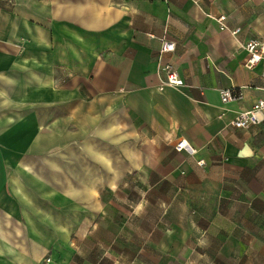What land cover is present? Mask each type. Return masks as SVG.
I'll return each mask as SVG.
<instances>
[{"label":"crops","instance_id":"1","mask_svg":"<svg viewBox=\"0 0 264 264\" xmlns=\"http://www.w3.org/2000/svg\"><path fill=\"white\" fill-rule=\"evenodd\" d=\"M254 38L264 0H0V264H264Z\"/></svg>","mask_w":264,"mask_h":264},{"label":"built area","instance_id":"2","mask_svg":"<svg viewBox=\"0 0 264 264\" xmlns=\"http://www.w3.org/2000/svg\"><path fill=\"white\" fill-rule=\"evenodd\" d=\"M226 16L221 15L219 21L221 22V28L224 29L225 25L223 21ZM241 30L240 27L231 29V33L236 35ZM175 41H164L162 44L161 52H171L175 50ZM245 48L248 52V57L245 61V65L249 68L253 67L258 63H262V74L264 77V38H254L249 40L245 44ZM161 70L164 71L166 80L165 85H184L185 81L178 73L172 62L161 65ZM163 84L160 85V88ZM239 91L237 89H227L222 91V100L227 101L229 99L238 97ZM240 94V93H239ZM264 122V100H258L251 109L240 112L237 117L233 120L232 124L236 127L245 128L251 124ZM185 146L184 141L177 143L176 147L181 150ZM202 161H200L201 163Z\"/></svg>","mask_w":264,"mask_h":264}]
</instances>
